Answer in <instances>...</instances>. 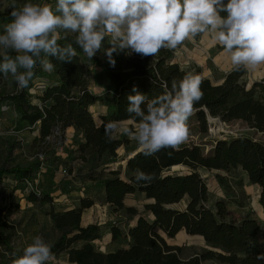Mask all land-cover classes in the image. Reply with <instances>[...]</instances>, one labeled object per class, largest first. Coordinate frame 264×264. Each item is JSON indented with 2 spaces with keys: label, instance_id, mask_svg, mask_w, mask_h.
I'll use <instances>...</instances> for the list:
<instances>
[{
  "label": "trees",
  "instance_id": "1",
  "mask_svg": "<svg viewBox=\"0 0 264 264\" xmlns=\"http://www.w3.org/2000/svg\"><path fill=\"white\" fill-rule=\"evenodd\" d=\"M227 3V0H225ZM0 10V24L11 22L10 12ZM226 16V12H221ZM61 46L72 43L77 55L71 62H60L48 57L54 64L52 71H44L39 64L29 85L19 89L14 78L0 73V81L10 79L13 92L0 94V105L9 104L19 116L18 126L26 125L30 130L38 129V140L47 145L56 132L61 136L73 128L83 137L79 151L83 159L90 154L98 158L116 157L123 142L113 136L109 139L106 127L110 123L132 122L127 97L133 87L146 94L149 99L171 90L175 80L179 82L186 74L176 62L175 50L161 49L154 57H142L133 53L127 58L126 67L120 70L103 68L101 62L89 59L75 44V34L58 40ZM15 56L16 53L9 52ZM2 62V57H0ZM100 68V72L94 69ZM194 75L202 79V99L194 104L191 116L197 117L203 131L207 130V117L217 118L226 124L242 122L251 131L264 135V78L248 87L247 71H232L221 85L203 79L199 70ZM41 79L38 94L30 93L32 82ZM96 84L93 86V84ZM102 88L103 92L95 91ZM34 97L38 100L35 104ZM106 107V113L97 121L91 112L95 105ZM143 107V106H142ZM133 123V122H132ZM135 152L126 164L125 178L112 171L102 182L105 205L116 212L124 211L131 216L134 225L127 232L113 226L111 240H127L130 245L112 253L94 250L92 242L100 241L103 232L98 225H82L85 210L95 203L91 199H80L79 205L61 211L51 207L48 216L59 233L52 245L53 257L66 254L69 264H205L217 261L221 264H264V144L250 137H235L217 141L208 155L199 146H183L178 149L165 148L153 156H145L141 150ZM181 166L184 173L171 169ZM199 169L230 174L242 170L249 182L259 188V204L263 209V223L246 219L240 223L227 222V207L223 202L211 209L210 192ZM137 170L154 176L151 181H137ZM35 168L20 166L0 168V185L5 178L17 184L35 179ZM216 180L226 190L230 185L225 176ZM143 195L150 201L144 206L149 217L139 214L127 201ZM30 202L53 206L50 197L29 193ZM188 200L185 210L172 206ZM18 206L0 207V264H12L23 255L13 245V233L9 227L11 218L17 214ZM181 232L199 237L208 250L189 259H182V251L168 241ZM51 264H53L51 262Z\"/></svg>",
  "mask_w": 264,
  "mask_h": 264
},
{
  "label": "clouds",
  "instance_id": "2",
  "mask_svg": "<svg viewBox=\"0 0 264 264\" xmlns=\"http://www.w3.org/2000/svg\"><path fill=\"white\" fill-rule=\"evenodd\" d=\"M10 15L11 22L0 34V73L10 74L21 90L29 85L38 64L44 71L53 70L48 57L60 62L76 57L72 43H58L61 32L75 34V44L89 59L108 38L104 53L113 65L114 52L154 57L161 49L175 50L202 34H211L230 55L234 71L264 64V0H57L55 10L49 4L28 2L19 9L13 5ZM201 83L199 75L188 73L153 99L134 86L126 108L133 127L113 122L106 135L128 136L145 156L178 149L187 138L186 121L193 106L203 97ZM152 179V174L137 170V181ZM52 260V245L37 235L12 264Z\"/></svg>",
  "mask_w": 264,
  "mask_h": 264
},
{
  "label": "rangeland",
  "instance_id": "3",
  "mask_svg": "<svg viewBox=\"0 0 264 264\" xmlns=\"http://www.w3.org/2000/svg\"><path fill=\"white\" fill-rule=\"evenodd\" d=\"M49 4L55 10L57 0H0V10L8 12L13 5L19 9L25 3ZM59 14V13H57ZM4 31V26L0 24V34ZM74 35L70 32H61L62 38ZM212 37V35L210 34ZM212 39H214L212 37ZM109 47L108 38H105L102 48L94 56L103 68L120 70L126 67L127 58L131 55L126 52L112 53L115 64H111L104 53ZM100 72L101 69H94ZM30 93L33 96L38 94L41 79L32 82ZM96 85L95 83L93 86ZM14 90L10 79L0 81V94L8 95ZM95 91L103 92L102 88ZM35 104L38 100L34 97ZM19 116L13 108L7 104L0 105V168L2 166L22 168H35V186L38 191L50 197L53 206L48 204L33 203L28 200L29 192L22 184L15 183L11 178H5L0 185V207L18 206L19 210L10 222L9 227L13 233L14 247L23 252L24 248L33 242L37 235L53 245L59 238V233L54 229L53 223L48 216L51 207L55 210L75 206V200L91 199L95 205L85 210L82 217V225H98L103 232L100 241L92 242L94 250L102 253H112L120 249H126L130 243L127 240H111L110 229L113 226L127 232L132 217L124 211L116 212L104 203L102 182L109 177L111 169L121 173L125 178L123 162L134 152L140 150L137 142L126 135L115 134V138L122 141L123 147L118 150L116 157L104 156L98 158L90 154L83 159L79 151L81 138L78 132L56 137L47 145H43L38 140V129H29L26 125L18 126ZM127 127H133L132 122L120 123ZM188 135L186 140L179 146H199L205 155H208L214 143L208 138L207 130L203 131L197 117L190 116L186 121ZM227 140L235 137H250L264 144V135L251 131L242 122H232L227 124ZM179 171V172H177ZM198 172L204 179L210 192V203L208 206L215 210L217 202H223L227 207V222L240 223L246 219H255L263 223V209L259 204V188L253 186L247 175L242 170H236L230 174L218 171H208L199 169ZM174 173H184V168H179ZM217 175L225 176L229 182L230 191H226L216 180ZM150 201L145 200L143 195H137L127 201V205L137 209L138 213L148 219L144 212V206ZM185 204V205H184ZM188 200L184 199L181 203L172 206L176 210H185ZM184 233V232H183ZM168 241L170 244L178 246L181 251L182 259H188L201 252L208 250V247L199 237H186V234ZM264 248V245H263ZM53 264H69L66 254H57L51 261ZM205 264H221L217 261H209Z\"/></svg>",
  "mask_w": 264,
  "mask_h": 264
},
{
  "label": "crops",
  "instance_id": "4",
  "mask_svg": "<svg viewBox=\"0 0 264 264\" xmlns=\"http://www.w3.org/2000/svg\"><path fill=\"white\" fill-rule=\"evenodd\" d=\"M175 57L177 64L183 70H186L190 73H194L196 70H199L203 79H208L215 85H221L224 82L226 76L233 71L230 61V55L224 51L221 45H219L214 39H212L210 34H202L194 39H186L182 45L178 46V48L175 49ZM246 71H247V75L245 77V81L249 88L254 83L260 82L264 78V64L258 66L256 69L246 70ZM106 110H107L106 107L101 106L99 104L91 108V112L93 113L97 121H99L100 116L106 113ZM74 132H76L75 129L69 128L66 130L65 134L70 135L73 134ZM79 137L81 138V142H83V137L80 133H79ZM131 156H129L123 162L124 170H126L127 160ZM179 168H181V166L171 169V172H175ZM110 171L112 172L115 170L111 169ZM79 201H80L79 199L74 201V203L76 204L75 206L73 205L70 208L66 207L60 210L65 211V210L74 209L79 205ZM133 225H134V221L131 220L130 226ZM182 233L183 232H181L176 238L180 237ZM186 237L191 238L188 235H186ZM170 245L174 247H178L173 244Z\"/></svg>",
  "mask_w": 264,
  "mask_h": 264
},
{
  "label": "built area",
  "instance_id": "5",
  "mask_svg": "<svg viewBox=\"0 0 264 264\" xmlns=\"http://www.w3.org/2000/svg\"><path fill=\"white\" fill-rule=\"evenodd\" d=\"M264 85V84H263ZM207 135L208 138L212 141V143H216L219 140H227V131H225V128H227V124L222 122L221 120L217 118H212L210 116L207 117ZM61 133L56 132L53 137L48 139V142H51L56 137H60ZM25 188L29 193H35L36 195H40L41 193L38 191V189L35 186L34 181H26L24 184Z\"/></svg>",
  "mask_w": 264,
  "mask_h": 264
},
{
  "label": "water",
  "instance_id": "6",
  "mask_svg": "<svg viewBox=\"0 0 264 264\" xmlns=\"http://www.w3.org/2000/svg\"><path fill=\"white\" fill-rule=\"evenodd\" d=\"M138 152H140V151H138ZM188 205V204H187ZM187 205H186V207H187Z\"/></svg>",
  "mask_w": 264,
  "mask_h": 264
},
{
  "label": "bare ground",
  "instance_id": "7",
  "mask_svg": "<svg viewBox=\"0 0 264 264\" xmlns=\"http://www.w3.org/2000/svg\"><path fill=\"white\" fill-rule=\"evenodd\" d=\"M185 205V204H184Z\"/></svg>",
  "mask_w": 264,
  "mask_h": 264
}]
</instances>
